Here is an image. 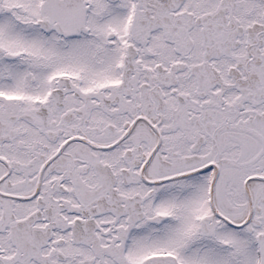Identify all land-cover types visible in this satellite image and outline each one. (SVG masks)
I'll use <instances>...</instances> for the list:
<instances>
[{
    "label": "snow or ice",
    "instance_id": "snow-or-ice-1",
    "mask_svg": "<svg viewBox=\"0 0 264 264\" xmlns=\"http://www.w3.org/2000/svg\"><path fill=\"white\" fill-rule=\"evenodd\" d=\"M0 264H264V0H0Z\"/></svg>",
    "mask_w": 264,
    "mask_h": 264
}]
</instances>
